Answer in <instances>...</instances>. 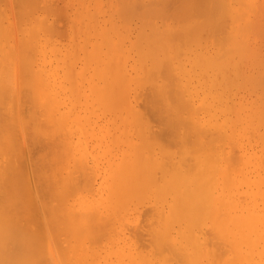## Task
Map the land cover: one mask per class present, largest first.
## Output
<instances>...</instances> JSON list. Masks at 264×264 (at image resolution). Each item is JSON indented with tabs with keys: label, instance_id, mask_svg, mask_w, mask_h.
Listing matches in <instances>:
<instances>
[{
	"label": "bare ground",
	"instance_id": "obj_1",
	"mask_svg": "<svg viewBox=\"0 0 264 264\" xmlns=\"http://www.w3.org/2000/svg\"><path fill=\"white\" fill-rule=\"evenodd\" d=\"M57 1L63 6L52 0H7L5 6L9 14L0 42L5 226L0 224L6 228L0 229L19 232L23 220V229L35 230L25 221L30 217L36 226L39 216L65 224L68 214L73 220L83 212L78 217L92 222L89 215L106 213L103 226L96 222L102 238L114 216L128 227L115 240L114 264L117 259L118 264H264V60L248 56L256 48L244 34L259 22L250 18L256 23L250 25L246 17L241 34L232 22L226 26L217 7L222 0H212L214 7L211 0ZM239 36L241 50L235 45ZM70 199L81 212L63 210ZM39 219L42 237L48 222L41 226ZM87 222L79 225L85 232L78 229L86 239H79L99 245L101 237L91 236L95 229ZM121 224L112 227L118 231ZM55 225L52 233L67 232ZM74 226L67 236L72 229L78 233ZM13 235L12 240L1 234L8 240L1 245L11 253L28 249V264H36L32 240L22 248L25 235L20 232L16 240ZM56 242L63 245L50 242L53 249L58 245L56 253H68L71 243L60 246L62 251ZM81 245L69 247L76 253L66 255L91 258L87 245L78 253ZM23 257L19 264L29 261ZM72 257L64 264L75 262ZM19 258H9V264Z\"/></svg>",
	"mask_w": 264,
	"mask_h": 264
},
{
	"label": "rangeland",
	"instance_id": "obj_2",
	"mask_svg": "<svg viewBox=\"0 0 264 264\" xmlns=\"http://www.w3.org/2000/svg\"><path fill=\"white\" fill-rule=\"evenodd\" d=\"M1 1H2V0H0V6H1V7H0V42L3 40V38L5 37L4 35L6 34L5 26H6L7 16H8V14H9V11H8V10H9V9H8L9 7H5L6 4H7V6H9L7 0L5 1L6 3L4 2V0H3L2 2H1ZM8 1H9V0H8ZM52 1H53V3L55 2V6L57 5L56 2L59 3V6H63V2H59V1H57V0H52ZM208 1H209V0H208ZM213 1H214V0H213ZM213 1H212V0L209 1V2H210L209 5L212 6L213 3H214V5L216 6L217 3L215 4V2H213ZM217 1H218V0H217ZM222 1H223V2H222ZM222 1H219L220 3H222V4H221L222 6L219 5L220 7H219V6H217V7L219 8V9H218V13L221 14V15H224L223 17H225V18H223V17L220 18V19H222L221 21H223V23L225 22V25H226L227 22H228V25H231V24H232L231 26H233V27L236 28V29H237V28H240V27L242 28V26H243V24H244V21H247V19H249L250 25H251V23H252L253 21H256V22H259L258 25H259V24L261 25V26L259 25V27H261V28L264 27V23H263V22H264V19H263V18H264V13H263V11H264V4H263V3H264V0H255V1H254V0H252V1H251V0H248V1H247V0H243V2H242V0H228L229 3H228L227 0H222ZM237 1H238V2H237ZM260 1H261V2H260ZM212 2H213V3H212ZM248 2H249V3H248ZM220 3H219V4H220ZM226 3H227V4H226ZM240 3H241V4H240ZM244 3H246V4H244ZM251 3H252V4H251ZM60 4H61V5H60ZM223 4H225V5H223ZM228 4H229V5H228ZM249 4H250V6H251V5H252V6L250 7ZM214 5H213L212 7H214ZM227 5H228V8H225V9H224L223 7H224V6L227 7ZM244 5H246L247 7H245ZM256 5H257V6H256ZM258 5H259V6H258ZM261 5H262V6H261ZM217 7L215 8L216 10H217ZM221 7H222V8H221ZM242 7H243V8H242ZM244 7H245V8H244ZM258 7H260V8L258 9ZM261 7H263V8H261ZM241 8H242V9H241ZM246 8H247V9H246ZM252 8H254V9L252 10ZM4 9H5V10H4ZM226 9H227V10H226ZM228 9H229V10H228ZM232 9H233V11H232ZM257 9H258L259 11H258ZM219 10H220V12H219ZM221 10H222V11H221ZM223 10L228 11V14L230 13V15H227L228 18L230 17L229 20L226 19L227 16H226L225 14H227V13H226V12L223 13ZM237 10H238V11L240 10V11L238 12ZM254 10H255V11H254ZM260 10H262L261 13H260ZM229 11H230V12H229ZM242 11H243V13H240V12H242ZM249 11H250V14H249ZM252 11H253V12H252ZM245 12H246V13H245ZM222 13H223V14H222ZM231 13H234V14H231ZM239 13H240V14H239ZM258 13H259V14H258ZM2 14H3V15H2ZM236 14H237V15H236ZM245 14H246V15H245ZM257 14H258V16H256ZM260 14H262V17L260 16ZM234 15H235V16H234ZM242 15H243V16H242ZM219 16H220V15H219ZM236 16H237V17H236ZM238 16H239V17L241 16V17H240L241 19H240ZM246 17H247V19H245ZM259 17H261V18H259ZM231 18H232V19H231ZM236 18H237L238 20H237ZM242 18H244V19H242ZM250 18H251L252 22L250 21ZM234 19H235V20H234ZM224 20H226V21H224ZM230 20H232V21H230ZM262 20H263V21H262ZM260 21H262L263 24H261ZM231 22H232V23H231ZM229 23H231V24H229ZM240 23H241V24H240ZM254 23H255V22H254ZM254 23H252V24H254ZM236 24H237L238 27L236 26ZM255 24H256V23H255ZM255 24H254V25H255ZM228 25H226V26H228ZM234 25H235V26H234ZM245 25H246V23H245ZM246 26H247V25H246ZM255 26H256V25H255ZM255 26H254V28L252 27V31H251L250 33H249V31H250L251 29L248 30L247 33L244 31V34L247 35V36L249 37V38H246V39H249L250 42L252 43V45L254 44L253 46L256 48V53H250L248 56H251V55H252V56L257 57L259 60H260V59L264 60V31H263V28H262V29H259V27L256 26V27L258 28V31H260V32L258 33V31L256 30L257 28H256ZM241 28H240V29H241ZM255 28H256V29H255ZM240 29H239V30H240ZM253 30H254L255 32H254ZM261 31H263V33H261ZM241 32H242V29L240 30V34H241ZM248 33H249V34H248ZM260 33H261L263 36H262ZM259 34H260V35H259ZM247 36H246V37H247ZM260 36H261V37H260ZM240 38L242 39V37H240V36L237 37V38H235V39H236V44H235V45H236L237 50H241V47H242V43H241V41H240ZM255 39H257V40H255ZM256 42H257V43H256ZM258 43H259V44H258ZM0 45H1V44H0ZM257 54H258V55H257ZM2 58H4V56H2V53H0V61L3 60ZM64 201L66 202V203L64 202L66 205H67L68 202H69V203H68V205H67L66 208L64 207L63 210H65V209H70V214L72 213L71 210H73V213H75L76 211H79L80 209L82 210V206L80 205V206H81V207H80L79 204H78L77 202H74V201L71 200V199H70L69 201H67V200H64ZM60 203H61V206L59 205ZM60 203L57 204L56 206H58V205H59L60 207L65 206V205L63 204V202H60ZM29 204H30V203H29ZM29 204H26V205H28V206L30 207L32 204H30V205H29ZM76 204H78V207H76ZM68 206H69V207H68ZM58 208H59V207H58ZM79 208H80V209H79ZM59 209H60V208H59ZM61 209H62V208H61ZM74 210H75V211H74ZM81 210H80V212H81ZM65 211L68 212V210H65ZM82 213H83V212H81V214L79 215L78 212H77V215L81 217V216H82ZM83 214H84V213H83ZM94 214H96V215L99 214V215H100V213H94ZM94 214H92V215H94ZM87 215H89V214H87ZM92 215H91V216L89 215L88 217H91L90 219H93V220H95V221L92 220V222H91V220H89V218H88V222H87V221H86V217H85L86 215H85V216H83V219H81V218H79V217L77 216L80 220H83L82 222L79 220L80 222L78 221V223H77V222H76L77 220H76V221H73V220H75V219H78V218L76 217V213L74 214V216H75L76 218L74 217L73 220L70 218V217H73V216H71V215L68 214V217H67V216L65 217V218H68V219H67V223H65V224L68 225V223H69L68 221H70V220H72V221H70L69 227L74 226V225H72L71 222H76V223H73V224H79V225H81V226L83 225V224H82L83 222H87V223H84V224L89 225V226H90L89 229H92V231H93V229H95L93 232L96 233V234H98L97 231H96V229H98L97 226H96V224H98V225H100V224H99V223H96V222H98V221L100 222V221H101V222H102V226H103V224H105V223H103V221L106 220L107 218H104V219H103V218H101V217H102L103 215H104L105 217H108V216L106 215V213H101L100 217H98L99 215H98V216H95V215H94V218H93ZM34 216H35V215H34ZM36 216H37V215H36ZM36 216H35V217H36ZM69 216H70V217H69ZM37 217H38V216H37ZM39 217H40V216H39ZM39 217L36 218V219H37V224H38V225H39V223H38V219H39ZM97 217H98L99 219L101 218L103 221H102L101 219L99 220ZM111 217H113V215H112ZM33 218H34V217H33ZM65 218L63 217V219H62V221L64 220L63 222H66V221H65V220H66ZM69 218H70V220H69ZM84 218H85V219H84ZM96 218H97V220H96ZM115 218H116L115 216H114L113 218H111V220H110L111 222L109 221V223H108V225H110L111 227H110V226H106V225H107V223H106V225H105V226L107 227V228H106V231H107L109 228L112 229L113 227H115V230H117V228H118V226H119L118 223H122V224L120 225V228L118 229V231L121 230V231L123 232L124 229L128 228L127 225H125L126 223L123 222L122 218H120V219H118V218L115 219ZM23 219H24V218H23ZM36 219H35V221H36ZM48 219H49V218H48ZM112 219H114V221L116 220L115 223H112ZM0 220L3 221V220H5V219L3 218V219H0ZM31 220H32V218L30 217V219H29V218H28V219L26 218L25 221L27 222V224H30V223H31L30 225H31L32 227H35V230H34V228H31V229L28 228V229H26V230L23 229V226H21V224L23 223V224L25 225V223L23 222V220H21V221L18 220V225H20V226H16V229L18 228V231H19V230H20V231H19V232H16L17 230H14V232H15V240L19 237L20 232L22 233L23 236L25 235V238H27V240H26V239H25L24 237H22V235H21L20 237H22L23 240H21V238L19 237V238H20V243L23 242V241H28V240H29V242H30V240H32V241H31L32 243L30 242V243H31V247L35 248L34 250H36V251H34V250L31 248V250H33L34 252H33V251H30V250H29V252H32L33 256H35V257L32 258V259H35V258H36V261L39 260L36 264H41L42 261H40V258H41V260H42V259H44V260L46 259V260H47V257H48L49 260H50V261H49L50 263L48 262V264H51V262H52V264H59V263H58V259H57L58 257H56V256H57L56 254H58V253H56V252L54 251L55 249L57 250L56 247H58V245L55 247V249H53V245H52V244H54V243H50V242H54V240H56V241L61 240V241H62L61 244H63V245H60L59 242H56V243H59V247H60V246H64V248H65V246L68 247L67 245H69V243L72 244L73 242L76 243L77 245H81V242H80L81 239H79V238H81V236H82V234H83L82 232H83V231L85 232V230H84L83 228H81L79 225H76L77 228H75L76 226H74L73 228L77 229V230H76V233H77V232L79 233V230H78L79 228H81V230L83 229L82 232L80 231V233H79V234H81V235H79L78 233L75 234V232H74L75 230L72 229V232L74 233V236H72L73 233H72L71 235H68V236H67L66 234H70V231H71V230L68 231L69 227H67V225H65L64 223H63L64 225H63V224H60V223L58 224V223L56 222L57 220H56L55 222H54V220H53L52 222H51V221H50V222L46 221V222H48V223H47V226H48V228H49V229L47 228V230L50 231V234H49L50 236H48V234H47L48 231H46V229H45V227H47V226L44 225V226H45V227H44L43 224H42V221H43V223H45V224H46V222H44V221H45L44 218H40V219H39V220H40V224H41V226H43V230L41 229V230L43 231V236L40 237V236H39V233H38V229H37L38 227L36 228V226H38V225L34 226L35 224L33 225V221L31 222ZM33 220H34V219H33ZM60 220H61V219H60ZM60 220H58V222H61ZM84 220H85V221H84ZM108 220H109V219H107V221H108ZM10 221H11V223H15V222H13L12 219H10ZM14 221H15V219H14ZM35 221H34V222H35ZM114 221H113V222H114ZM19 222H22V223L19 224ZM93 222H94V223H93ZM116 222H117V223H116ZM4 223H5V221H3V223H1V224L4 225ZM11 223H10V224H11ZM49 223L51 224L50 227L54 226L55 224H57V225H59V226H62V225H63V226H66V227H67V232L65 231L66 228H64L65 230H64V229H62V230H60V231H59V230H58V231L55 230L56 232H53V233H52V231H54V230H50ZM80 223H81V224H80ZM92 223H93V224H92ZM111 223H112V224H111ZM123 223H125V224H123ZM1 224H0V226H1ZM3 225H2V226H3ZM12 225H13V224H12ZM14 225H17V224L15 223ZM91 225L96 226V227H93V226H91ZM112 225H113V227H112ZM122 225H124V226L122 227ZM2 226H1V229L6 228V227H2ZM4 226H5V225H4ZM9 226H10V225H9ZM26 226H27V225H26ZM39 226H40V225H39ZM55 226H56V225H55ZM63 226H62V227H63ZM85 226H86V225H85ZM128 226H129V225H128ZM82 227H84V225H83ZM91 227H92V228H91ZM53 228H54V227H53ZM99 228H101V227H99ZM102 228H103V227H102ZM1 229H0V235L2 234V236H3L4 231L1 230ZM8 229H9V230H8ZM12 229H13V228L10 229V227L7 228V231H9V234H10V230H12ZM14 229H15V228H14ZM51 229H52V228H51ZM56 229H57V228H56ZM110 229H109V231H111V233L108 231V232H109V235H108V236H110L109 238H107V234H108V232L106 233V232L103 231V232H104V235L106 234L105 237L108 239V241H107L106 239H105V240L103 239V238H105V237L102 238L103 235H100V234H98V235H94L93 232H92V235H91L89 232H87V233H89V235H91L92 237L98 236L97 238H99V236H100L101 239H103L102 241H101V239H100V242H102V243H100L99 245H98L99 240H98V243H97V241H96L95 239H94V241H93L92 243H90V240L88 239V237H87L88 240L84 241V240L86 239V238H85L86 236H85V237L82 236V237H83L82 239H84V238H85V239H84V240H81V241L87 243V244L85 243L84 245H85V246L87 245V249H88V250L90 249V251H88L87 249H86V251H85V250H84V247H83L84 245H83V246L81 245L79 248H78V246H77V249H76V250H77L78 253H79V251L82 252V250H79V249H82V248H83V250H84L85 252H87L88 256H90L91 258H94V259H92V261H90L91 258L88 257V259H87L86 256H83V258H79L80 256H82L81 253H80V256H78L77 254H75V256H76V255L78 256L77 258H78L79 260L81 259V260H80V264L82 263L83 260H85V257H86V260H87V261L85 260L86 263H88V262L90 261L88 264H106L107 262H108V264H114V263L112 262V260L114 259L113 261L115 262V257H116V253H115L116 250H115V249H116V247H118V242H116V241H117V240H120L121 237L123 236V234H121V233H122L121 231H119V233L121 232L120 234L115 233V232H118V231H115L114 228H113L112 230H114L115 232H113V231L110 230ZM122 229H123V230H122ZM41 230H40V231H41ZM87 230H88V227H87ZM87 230H86V231H87ZM103 230H105V228H104ZM1 231H2V232H1ZM7 231L5 232L6 235H8V234H7ZM40 231H39V232H40ZM99 231H100V230H98V232H99ZM101 231H102V230H101ZM14 232L12 233V231H11V234L8 235L9 237L12 238V240H13V238H14V235H13ZM59 232H60V233H59ZM63 232H64V233H63ZM68 232H69V233H68ZM103 232H101V233H103ZM5 233H4V236H6ZM17 233H18V236H17ZM40 233H42V232H40ZM112 233H113V236H114V237L111 236ZM12 235H13V236H12ZM40 235H41V234H40ZM56 235H57V236H56ZM64 235H65V236H64ZM77 235H78V236H77ZM86 235H87V234H86ZM89 235H87V236H89ZM93 235H94V236H93ZM116 235H117V237H119L118 239H117ZM2 236H1V238H0V245L2 244V241H3V242H4V241H8V240H6V239H2V238L4 237V236H3V237H2ZM8 236H6V237L8 238ZM16 236H17V237H16ZM30 236H31L32 238H30ZM66 236H67V237H66ZM75 236H76V237H75ZM120 236H121V237H120ZM6 237H5V238H6ZM39 237H40L41 239H40ZM63 237H64V238H63ZM72 237L74 238V241H73V238H72ZM11 238H9L10 241H11ZM53 238H54V239H53ZM62 238H63V239H62ZM75 238H77V241L79 240L78 242H80V243H77V241H76ZM89 238H91V237H89ZM95 238H96V237H95ZM24 239H25V240H24ZM51 239H53V241H51ZM39 240L42 242V245H41V246H40V241H39ZM91 240H93V239H91ZM115 240H116V241H115ZM17 241H18V240H17ZM66 241H68V244H65V243H67ZM70 241H71V242H70ZM75 241H76V242H75ZM109 241H110V243H109ZM112 241H113V243H112ZM114 241H115L116 243H115ZM18 242H19V241H18ZM33 242H34V244H33ZM83 242H82V244H83ZM88 242H89L90 246H89ZM94 242H96L97 244H96V243L94 244ZM10 243H11V242H10ZM23 243H24V242H23ZM23 243H22V244H23ZM56 243H55V244H56ZM74 243H73V245L76 246V244H74ZM107 243H109L110 246H108ZM114 243H115V244H114ZM5 244H6V242H5ZM25 244H27V243H24V244L22 245V248H23V246H24ZM71 244H70L69 247L73 246V245H71ZM104 244H105V245H104ZM18 245L20 246V244H18ZM29 245H30V244H29ZM95 245H98V246L96 247ZM114 245H116V246L113 247ZM1 246L3 247L4 244L1 245ZM1 246H0V248H1ZM54 246H55V245H54ZM75 246H74L73 248H75ZM102 246H103V247H102ZM107 246L109 247V252L107 251V249H108ZM40 247H41V249H40V251H39V248H40ZM69 247H68V248H69ZM27 248H28V245H27L26 249H27ZM61 248H62V247H60V250L63 251L64 248H62V249H61ZM68 248H66V250H65L66 252H68V253L71 252V254H72V253H76V251H75L74 249H73V250H74V252H73V250H70V248H69L70 251H67ZM85 248H86V247H85ZM110 248H111V254H110ZM29 249H30V248H29ZM58 249H59V248H58ZM92 249H93V250H92ZM3 250H5V246H4V249H2V248L0 249V252L3 251ZM6 250H7V249H6ZM6 250H5V251H6ZM22 250L24 251V253H25V251H28V249L25 250V248L22 249ZM60 250H58V251H60ZM95 250L97 251V253H98L99 255H98L97 253H95V252H92V251H95ZM5 251H4L3 253H8V255H5L4 258H1V257H0V258H1V259H4V260L2 261L3 263L6 261V264H9V263H11L10 261H11V260L13 261L14 257H16V256H15V255H16L15 253H17V251H15V253H14V252L11 253V252H9L8 250H7L8 252H5ZM37 251H39V252H37ZM41 251H42V252H41ZM65 251H64V252H65ZM99 251L102 252V253H100ZM19 252H21V250H20V251L18 250V253H17V254H19V256L17 255L18 258H19V257H22V258L24 259V257H23L24 255H25V258H26V256H28V257H27L28 259L26 258L27 260H29L28 262H26V263L28 264V263L30 262V257H29V255H30L31 253L28 255V253H27V254H26V253L24 254V253L22 252V254H21V253H19ZM60 252H61V251H60ZM60 252H59V254H58L59 257H61V258H60V261H61V259H62V257H63V263H62V261H61V262L59 261L61 264H64V261L67 260V256L69 257V258H68V260H69V259H71V257L74 255V254H73L72 256H69V255H66V254H68V253L65 252L66 254H64L63 256H61V254H63V252H61V253H60ZM90 252L92 253L91 255H90ZM13 253H14L15 255H13ZM55 253H56V254H55ZM93 253H95V255L97 256V258H96V256L94 257V254H93ZM11 254H12V255H11ZM83 254L85 255L84 252H83ZM87 254H86V255H87ZM101 254H104V255H101ZM105 254H106V255H105ZM2 255H4V254H2ZM21 255H23V256H21ZM111 255H112V256H111ZM113 255H114L115 257H114ZM0 256H1V254H0ZM6 256H8V257H6ZM30 256L32 257V255H30ZM41 256H42V257H41ZM64 256H65V257H64ZM99 256H100V257H99ZM9 258H10L11 260H9ZM18 258H15V259L18 260ZM73 258H74V256L72 257V259H73ZM108 258H109V259H108ZM15 259H14V261L16 262ZM78 259H75V258H74L75 262H74L73 260H70L71 262L69 263V261H68L67 264H72V262H74V263L77 262L76 264H78V263H79ZM27 260H25V261H27ZM46 260H45V261H46ZM76 260H77V261H76ZM0 261H1V260H0ZM14 261H13V262H14ZM20 261L24 263V261H22V259L20 260V258H19V262L17 261L18 264L20 263ZM45 261H44V262H45ZM101 261H103V262H101ZM7 262H8V263H7ZM13 262H12V264H15V263H13ZM44 262H43V263H44ZM65 262H67V261H65ZM110 262H111V263H110ZM3 263H2V264H3ZM43 263H42V264H43ZM74 263H73V264H74ZM83 263L86 264L85 262H83ZM83 263H82V264H83ZM0 264H1V262H0ZM30 264H31V263H30ZM33 264H35V263L33 262ZM44 264H45V263H44ZM115 264H118V259L116 260V263H115Z\"/></svg>",
	"mask_w": 264,
	"mask_h": 264
}]
</instances>
